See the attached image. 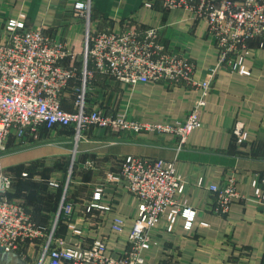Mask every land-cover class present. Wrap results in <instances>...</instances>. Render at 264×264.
Listing matches in <instances>:
<instances>
[{"label":"crops","instance_id":"1","mask_svg":"<svg viewBox=\"0 0 264 264\" xmlns=\"http://www.w3.org/2000/svg\"><path fill=\"white\" fill-rule=\"evenodd\" d=\"M74 1L87 0H4L0 9L2 15L13 18L25 12L26 26L44 27L47 35L64 41L72 51L64 63L76 67L79 76L85 25L83 19H74ZM144 1L90 0L92 30L161 27L165 42L189 44L193 77L201 79L216 62L214 39L206 32L205 23L189 20L181 9L147 8ZM248 45L252 52L245 67L250 74L218 70L200 126L190 132L180 150L169 133L133 134L99 127H89L78 140L70 126L42 128L37 139L23 144L8 140L0 152V169L11 171L16 179L7 197L22 205L26 217L43 233L28 239L21 248L0 250V264H35L50 233L58 245L85 246L103 238L107 253L124 248L137 209L123 180L113 178L127 155L174 161L183 183L182 193H175L174 198L195 211L190 229H185L184 219L177 216L171 230L166 228L170 208L165 211L151 232L146 264H264V212L252 200L239 198L230 203L226 213L214 214L208 189L233 175L238 193L250 197L253 180L264 173V46L260 47L257 39ZM88 87L90 108L111 116L124 113L152 124L182 121L199 93L184 85L139 83L131 88L99 73ZM74 100V93L66 92L61 107L72 110ZM236 121L244 124L247 133L241 144L232 132ZM20 146L24 148L17 149ZM97 188L104 199L114 198L115 207L85 213V204ZM63 197L73 203L71 217L60 212ZM114 216L125 222L122 235L111 231Z\"/></svg>","mask_w":264,"mask_h":264},{"label":"built area","instance_id":"2","mask_svg":"<svg viewBox=\"0 0 264 264\" xmlns=\"http://www.w3.org/2000/svg\"><path fill=\"white\" fill-rule=\"evenodd\" d=\"M143 5L162 10L181 9L189 20L205 23L206 32L214 39L216 62L207 68L201 79L193 77L189 44L165 42L161 27L92 30L90 0L74 1L72 7L74 19H83L85 25L79 76L76 67L64 63L72 57L64 41L47 35L44 27L26 26L25 12L13 18L2 15L0 9V152L10 139L15 144H23L37 139L42 128L56 126L72 127L77 140L89 127L133 134L169 133L180 150L190 132L200 126L206 96L218 70L249 75L245 60L252 48L248 43L257 39L259 46H264V0H145ZM95 73L131 88L139 83L165 87L184 85L198 89L199 93L182 121L145 123L124 113L111 116L99 108H90L86 96L88 83ZM66 92L75 95L70 111L61 107ZM232 132L237 144L246 141L247 133L241 121L234 123ZM113 179L123 180L137 209L125 247L107 253L103 238H95L85 246L58 245L50 233L35 264H146L145 252L151 247V232L168 208L167 230L172 229L177 216L184 219V228L190 229L195 211L174 198L175 193L183 191L174 161L127 155L120 160L119 171ZM13 180L9 171L0 169V250L4 251L21 248L28 239L43 233L26 217L22 205L7 197ZM252 186L253 194L244 197L236 190L233 175L220 185H209L213 195L211 212L222 215L230 203L239 198L252 200L264 212V173L253 180ZM114 207V198L104 199L101 189L97 188L84 211H110ZM73 211V203L63 197L60 212L71 217ZM124 224L121 217L114 216L111 231L122 235ZM75 232L78 234L79 230Z\"/></svg>","mask_w":264,"mask_h":264},{"label":"trees","instance_id":"3","mask_svg":"<svg viewBox=\"0 0 264 264\" xmlns=\"http://www.w3.org/2000/svg\"><path fill=\"white\" fill-rule=\"evenodd\" d=\"M12 175H13V178H14V180H13V183H14V181H15V179H16V176H15V174H13L11 171H9ZM12 183V184H13Z\"/></svg>","mask_w":264,"mask_h":264},{"label":"rangeland","instance_id":"4","mask_svg":"<svg viewBox=\"0 0 264 264\" xmlns=\"http://www.w3.org/2000/svg\"><path fill=\"white\" fill-rule=\"evenodd\" d=\"M20 147H22V148H17V149H23L24 148V146H20ZM10 150V149H9ZM7 151V150H6ZM5 153V152H4ZM7 159V158H6ZM4 167V166H3ZM3 170H7V169H3ZM7 171H9V170H7Z\"/></svg>","mask_w":264,"mask_h":264}]
</instances>
